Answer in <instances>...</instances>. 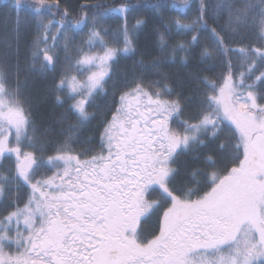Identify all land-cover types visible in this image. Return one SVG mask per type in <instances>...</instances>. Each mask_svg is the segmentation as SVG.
I'll list each match as a JSON object with an SVG mask.
<instances>
[{"label": "snow or ice", "instance_id": "1", "mask_svg": "<svg viewBox=\"0 0 264 264\" xmlns=\"http://www.w3.org/2000/svg\"><path fill=\"white\" fill-rule=\"evenodd\" d=\"M151 6L159 24L142 50L147 21L129 24V0L3 3L17 34L35 31L23 57L18 39L0 53V264H264V0ZM194 55L187 94L176 91L164 68ZM49 76L58 122H76L45 157L23 93ZM110 80L99 141L77 151ZM181 155L203 167L177 183Z\"/></svg>", "mask_w": 264, "mask_h": 264}, {"label": "trees", "instance_id": "2", "mask_svg": "<svg viewBox=\"0 0 264 264\" xmlns=\"http://www.w3.org/2000/svg\"><path fill=\"white\" fill-rule=\"evenodd\" d=\"M5 0H0V12L4 11L3 3ZM104 3L111 5L114 2L120 3L122 0H62V7L64 5L68 6L70 10H77L79 9L80 5L82 4H95V3ZM129 2L136 6V11L129 16V24L135 23L137 18H144L147 21V25L144 28L143 32L141 33L140 37V47L142 50L151 47V32L154 26L159 24V18L156 13V9L151 5L155 3H170L171 0H129ZM215 2V0H212ZM23 15V14H21ZM166 15L169 16H176L177 12L174 9H169L166 12ZM183 15L182 13L180 14ZM223 22V21H221ZM121 23L120 20L111 19L106 21L105 27L109 28L110 31H114L119 24ZM15 17L13 16L11 19L4 21L2 17H0V53L6 50L8 44H11L13 48L16 45L17 39L19 40L20 45V52L21 56L23 57L26 46L31 42L32 36L34 34V28L30 25H21L19 34L15 32ZM86 32L87 29H84ZM189 34V37L190 38ZM81 37H77L80 39ZM182 37H174V39L179 40ZM239 39V37H237ZM198 51V49H197ZM132 65L131 59H122L116 66H115V73L116 75L113 77L114 80L119 82V78L121 75L126 72ZM196 65V58L195 55L193 59L189 61V68H185L179 64V62L175 64H168L165 66L164 70L168 71L171 75V82L176 89V91H184L187 94V90L189 88V82L187 78V73L190 68ZM220 71L219 68L216 69L218 73ZM51 77L49 76L47 79L37 77L36 82L32 84L28 89L24 90V97L25 99L31 104L32 109V118L35 122L37 128V136L40 137V142L43 143L46 147V152L43 154L45 157L47 155H51L55 152V148L60 141H62L67 135V125L69 123H75V116H71L65 123L61 124L58 122V117L64 112V107H61L55 103L54 96H47L44 97V89L45 85L50 83ZM112 83L113 81H109L107 85L108 89V96L107 97H98L97 104L100 105L99 108L90 107V112H95L96 116L91 122L87 125V127L82 131L78 139L72 145L77 151H80L88 145L84 143V140L91 137L93 138L94 142L99 141V132L102 130L100 121L103 118L104 109L108 106V104L112 100ZM116 95L118 96L119 93L117 92ZM71 103V101H69ZM66 107V106H65ZM227 139V134L221 137V141ZM221 141H216L215 144L210 145L211 148H214L218 145ZM234 143V142H233ZM209 149H205L204 152L207 153ZM228 152L231 151V146L226 150ZM178 166L181 168V176H178L176 180L178 183L182 180V175L184 170H191L197 166L203 167L201 161H187L182 160Z\"/></svg>", "mask_w": 264, "mask_h": 264}, {"label": "flooded vegetation", "instance_id": "3", "mask_svg": "<svg viewBox=\"0 0 264 264\" xmlns=\"http://www.w3.org/2000/svg\"><path fill=\"white\" fill-rule=\"evenodd\" d=\"M182 160H187V161H198V160H193L192 157L190 155H181L177 158V166L178 164H180L181 162H183ZM199 167V166H197ZM49 175H51V172L49 173ZM176 182L178 183V180H176Z\"/></svg>", "mask_w": 264, "mask_h": 264}]
</instances>
